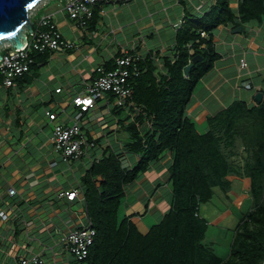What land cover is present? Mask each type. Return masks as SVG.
Returning a JSON list of instances; mask_svg holds the SVG:
<instances>
[{"label":"crops","instance_id":"crops-1","mask_svg":"<svg viewBox=\"0 0 264 264\" xmlns=\"http://www.w3.org/2000/svg\"><path fill=\"white\" fill-rule=\"evenodd\" d=\"M239 1L230 0V7L236 13ZM213 2L103 3L94 7V17L83 28L63 9L65 0H41L33 6L31 24H39L44 15H53L55 28L64 40L71 42V47L34 53L35 64L27 74L16 78L10 88L0 81V264H17L19 258L34 255L46 264H87L75 260L62 246L60 237L72 228L85 226L98 204L95 197L108 167L99 171L101 168L96 165L94 189L84 195L91 180L88 173L92 163H98L96 160L107 151H124L123 167H132L137 161L138 156L127 152L126 146L135 129L138 108H116L109 93L97 100L83 114L84 154L79 160L63 158L52 140L53 125L72 123L78 110L72 103L73 97L84 93L87 84L97 76V67L112 69L125 53H140L142 63L150 59L160 69L161 58L175 48L182 23L189 15H200L197 6L205 11ZM38 16L39 19L31 21ZM239 27L241 31H236ZM213 43L219 58L197 83L186 111L202 131L208 130L205 123L209 116L233 102L243 101L248 107L256 105L257 92L263 93L264 100V18L219 25L213 31ZM3 52L0 48V53ZM241 60L246 61V67L240 66ZM46 111L56 114V119L49 120ZM149 127V121H145L137 131L144 134ZM171 162V153L167 151L138 180L125 187L123 203L126 197L133 213H138L132 221L143 234L162 219L168 208ZM228 179L233 180L231 190L238 185L242 189L233 203L240 199L243 204V197L250 199L249 178L229 176ZM10 188L15 190L12 195ZM72 189L79 190L74 200L59 196L60 192ZM140 203L143 208L148 203L143 216ZM212 205L218 214L212 221L209 219V226L219 228L228 210ZM144 216H149V222Z\"/></svg>","mask_w":264,"mask_h":264},{"label":"trees","instance_id":"trees-1","mask_svg":"<svg viewBox=\"0 0 264 264\" xmlns=\"http://www.w3.org/2000/svg\"><path fill=\"white\" fill-rule=\"evenodd\" d=\"M263 18L264 0L239 1L237 13L230 7V0H214L202 14L189 15L182 23L175 48L161 58L160 69L150 59L137 63L138 72L131 73L128 82L133 91L132 107L138 108V115L126 150L138 159L132 167H123L124 151H107L89 169L91 180L84 195L94 189L96 165L99 171L108 167L95 197L98 204L90 215L96 235L83 260L87 264L264 262V100L251 107L243 101L233 102L207 118L206 131L199 130L186 114L197 83L219 58L213 31L219 25ZM201 31L208 33L207 39L200 37ZM196 55L202 60L186 75L184 68ZM145 121L150 127L144 134L139 133L137 127ZM167 151L172 159L168 167V208L162 219L143 234L132 221L138 213L119 216L125 187ZM229 176L249 178L251 206L235 216L238 223L222 256L214 248L215 243L206 241L210 223L200 206L212 203L218 190L229 197L233 181ZM147 206L141 216L147 213Z\"/></svg>","mask_w":264,"mask_h":264},{"label":"built area","instance_id":"built-area-1","mask_svg":"<svg viewBox=\"0 0 264 264\" xmlns=\"http://www.w3.org/2000/svg\"><path fill=\"white\" fill-rule=\"evenodd\" d=\"M130 0H65L63 9L69 18L82 28L94 15V7H100L103 3H122ZM103 12V9H100ZM197 12H204L197 6ZM53 15L47 14L40 18L39 27L41 29H31L25 31V39L22 47H12L10 43L3 47L0 53V81L3 86L10 88L16 78L22 77L30 71L35 64L34 53L46 51H63L71 47V42L63 39L62 34L55 28L52 22ZM201 38H208L206 31L200 32ZM204 46V45H203ZM141 60L140 53H125L115 61V66L110 70L97 67V76L88 83L82 95L73 97L72 103L78 108L74 114L72 123L68 126L59 124L53 125L52 140L57 149L62 153L65 160H79L84 154L82 146V118L83 114L96 105V101L103 98L106 93L113 96L114 106L118 109H128L133 106V91L129 85L131 73H137V63ZM240 66L246 67V61L241 60ZM245 87L250 88L249 84ZM60 89L56 91L59 92ZM49 120L54 121L56 114L46 111ZM13 188L9 189V194H14ZM79 190L72 189L60 192V197L74 200L78 197ZM96 230L92 226L91 220L82 227H75L68 230L60 237V242L64 249L71 254L75 260L83 261L89 252L88 248L93 244ZM264 263V262H263ZM17 264H46L45 260L34 255L31 257L19 258Z\"/></svg>","mask_w":264,"mask_h":264},{"label":"rangeland","instance_id":"rangeland-1","mask_svg":"<svg viewBox=\"0 0 264 264\" xmlns=\"http://www.w3.org/2000/svg\"><path fill=\"white\" fill-rule=\"evenodd\" d=\"M40 1L41 0H39V2ZM33 9H34V7H32L30 9L29 17L31 16ZM35 19H39V16H38V18H31V21H33ZM37 23H38V21H37ZM8 43H9L8 40L1 41L0 42V48H3ZM198 129L201 130V127L198 126ZM238 186L235 187V189L231 190V192L228 194L229 195L228 198L226 196L224 197L223 194H221V192L218 190L217 191L218 196L216 195L212 199V203H215V204L219 205L220 207L222 206L224 209L228 210L226 212V213H228V216H226V218L221 220L220 224H218L220 227L219 228H213V227L209 226L207 229L206 235H205L206 241H212L213 243H215L214 248L216 250H218L220 252L219 254H221L222 256L225 255V250L228 249V247H229L231 237H232V233H233V229L238 223V220L236 217H239L242 213L248 211L250 206H251V200L249 198H246V197H243V198H245L243 200V204H240V199L236 201V204L232 202V200L235 198V196L237 194H239V191H242V189H240V187H238ZM124 201L125 202L120 207V208H122L121 213H119L120 217L127 215L126 212H131V213L134 212V210L131 208V206L128 205L129 203L126 201V197H125ZM212 203L211 202L204 203V204H201V206H200L201 213L204 216H206L208 219H210L211 221L213 220L212 218L218 214L217 208L215 206H213ZM239 204H240V206H239ZM140 206H141L140 212H142V211L144 212L143 203H140ZM144 217H145L144 220L149 222V216L148 217L144 216ZM262 264H264V263H262Z\"/></svg>","mask_w":264,"mask_h":264},{"label":"water","instance_id":"water-1","mask_svg":"<svg viewBox=\"0 0 264 264\" xmlns=\"http://www.w3.org/2000/svg\"><path fill=\"white\" fill-rule=\"evenodd\" d=\"M38 2L39 0H0V42L8 40L12 47H22L25 31L32 29L29 11ZM241 29L239 27L236 31ZM201 60L202 56H194L185 66L184 73L188 75L193 65ZM262 97V92L255 94V99L259 103Z\"/></svg>","mask_w":264,"mask_h":264},{"label":"clouds","instance_id":"clouds-1","mask_svg":"<svg viewBox=\"0 0 264 264\" xmlns=\"http://www.w3.org/2000/svg\"><path fill=\"white\" fill-rule=\"evenodd\" d=\"M79 262H84V261H79Z\"/></svg>","mask_w":264,"mask_h":264}]
</instances>
